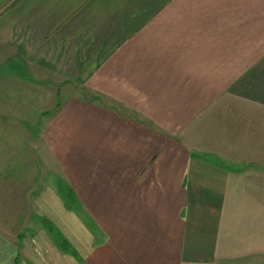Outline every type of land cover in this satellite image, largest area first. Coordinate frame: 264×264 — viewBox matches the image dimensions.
I'll use <instances>...</instances> for the list:
<instances>
[{
  "label": "crops",
  "instance_id": "crops-1",
  "mask_svg": "<svg viewBox=\"0 0 264 264\" xmlns=\"http://www.w3.org/2000/svg\"><path fill=\"white\" fill-rule=\"evenodd\" d=\"M6 65L1 81L74 82L112 103L71 99L42 133L99 231L67 218L75 252L33 262L211 264L234 241L264 264V0H0ZM170 125L179 139L155 130ZM13 245L0 230V264H17Z\"/></svg>",
  "mask_w": 264,
  "mask_h": 264
},
{
  "label": "rangeland",
  "instance_id": "rangeland-1",
  "mask_svg": "<svg viewBox=\"0 0 264 264\" xmlns=\"http://www.w3.org/2000/svg\"><path fill=\"white\" fill-rule=\"evenodd\" d=\"M10 68L9 65L0 66V77H5V71H11ZM75 85L74 82L60 81L37 88L18 79L0 80V190L6 188L0 193V198L6 196L8 189L12 191L8 192L12 194L11 200L0 207V212L4 209L0 230L15 244L17 264H36L34 258L27 256L28 250L34 254L38 251L42 258V251L52 253L55 246L58 248V243L66 252L74 251V242L67 237V232L72 230L62 226L67 218L75 220V228L81 229L80 225L85 223L91 227L93 235L99 231L93 216L90 217L83 208L78 193L61 173H57L59 168L46 151L42 138L47 123L57 114L58 108L71 99L102 108L112 105L109 98ZM85 90L88 92L85 93ZM62 91L68 94L63 95ZM139 99L141 109H146L148 99ZM163 99L169 98H155V101ZM133 114L140 121L147 122L143 111ZM158 129L164 136L178 139L184 130L175 128L170 133L171 125L163 129L156 126L157 132ZM66 211L71 216L66 215ZM232 214L235 224L229 226L230 230L245 231L246 226L242 223L244 216L235 210ZM93 242L101 243L100 237ZM232 244V253L227 251L224 256L210 258L211 264H260L258 257H242L245 254L243 250L242 254L234 256L236 242Z\"/></svg>",
  "mask_w": 264,
  "mask_h": 264
}]
</instances>
